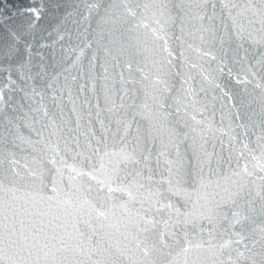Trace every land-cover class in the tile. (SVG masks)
Instances as JSON below:
<instances>
[{"label":"water","instance_id":"obj_1","mask_svg":"<svg viewBox=\"0 0 264 264\" xmlns=\"http://www.w3.org/2000/svg\"><path fill=\"white\" fill-rule=\"evenodd\" d=\"M139 4L140 15L129 23L120 15L123 8L118 0H101L99 12H94L87 19L85 0H0V92L8 93L9 89L3 85L8 83L9 75L16 81L15 87L23 84L18 65L23 66L24 72L36 73L40 70L39 66L44 64L49 71L55 72L70 65L79 55V48L91 44L90 49H85V56L70 70V75L78 79H69L62 95L57 87L55 99L52 92H48L42 102L39 97L36 98L32 106L38 107L43 103L48 117H44L41 109L39 115L31 113L28 119L35 117L39 120L37 128L47 126L45 138L49 133L56 132L57 135L51 139L55 143L59 137L63 149V140H72L86 131L89 119L91 126L99 129L97 113L106 125L111 121L115 129V121L125 112L131 113V108L120 111L113 108L112 101L120 105L121 96H125L124 103L129 106L147 103L149 116H136L132 136L128 138L129 148L136 144L138 129L140 149L145 154L148 150L152 153L150 167L155 181L168 179L165 161H173L171 178L173 182L181 180L186 193L184 197L176 198L177 206L186 202L189 209L194 204L215 205L227 201L237 191L238 185L244 184L246 192L242 193L238 205L241 213L249 219L243 224L242 234L249 247H254L256 264H260L259 253L264 245L260 232L264 227L262 182L257 176L232 175L236 160L233 158L231 164L227 162V141L228 133L232 131L240 137L235 145L237 149L242 147L240 140L249 143L251 148H257V137L264 125V88L255 87L264 76V66L256 63L262 49L252 48L247 42H244V49H239L240 42L232 36V17L249 31L260 29V17L245 10L259 9L264 5L259 0H254L251 5L247 0H233L234 8L231 4L225 7L217 3L215 18L210 21L197 18L199 13L195 0H139ZM144 4L148 5L146 11ZM31 8L39 12V18L26 11ZM228 8H232L231 17ZM212 11L213 6L209 4L207 15H212ZM249 21L253 23L249 24ZM13 34L19 39H15ZM221 38L223 44L220 43ZM71 48L77 51L69 55L65 50ZM244 50H247L246 58H242ZM13 52L15 54L11 55ZM168 52L172 53L171 57ZM205 52L210 54L205 56ZM250 70L257 72L255 80L250 76ZM246 75L251 82H237V78L242 81ZM36 83L41 81L37 78ZM65 83L61 76L58 84L63 86ZM216 85H220V88ZM165 88L167 91H164ZM153 94L162 97L164 112L169 114L166 118L154 108ZM20 97L21 93H12L13 107L5 105L0 115L23 117L28 112V105L21 109L18 103ZM177 106L180 107L179 116L175 115ZM192 115H196V119L202 123L192 121ZM78 118H82L79 130L76 128ZM128 118L131 119L130 114ZM18 123V128L9 131L7 121L0 122L2 167L7 169L8 159L14 156L19 161L18 170L22 177L12 191H8L12 185L6 182L4 192L0 193L5 205V225L13 219L12 213L7 210L9 205L16 213V233L10 238L8 227L2 230L0 247L4 249L5 264H143L145 257L136 242L137 229L131 207L129 211L119 206L113 207V202L107 200V189H99L96 182L88 177L77 178L75 184L77 187L82 185L84 189L91 185L90 190L76 191L73 188L70 191L67 187L70 174L67 168L63 170L62 181L57 177L59 193L51 191V174L48 173H45L44 181L47 187L42 189L39 183L41 170L33 159H39L43 153L35 152L33 145L27 142L29 138H40L24 126V119ZM239 124L249 126L246 136H240L244 129L238 127ZM193 128L195 131H192ZM170 130L179 134L172 139ZM184 133H188L187 138ZM221 140L225 141V151L222 153L224 163L217 165L214 157L211 166H204L202 170L196 166V160L203 155V150L220 152ZM107 144L106 151L110 155L104 157L105 167L98 173L101 179L118 167L119 136H110ZM35 147L44 149V144ZM160 151L165 155L159 157L160 164L157 165ZM62 154L66 156L68 164L76 163L71 159V154ZM256 154L259 155L258 149ZM25 164L30 169L36 168L37 175L28 176L29 170L24 168ZM96 166L98 168L99 163ZM118 174L123 177L125 172L120 170ZM249 191L250 195L247 194ZM112 195L121 197L123 194L114 192ZM85 199L97 208L103 206L107 219L98 218ZM224 206L227 209V205ZM84 221H89L87 228ZM200 223L203 232L199 227L195 231L189 229L193 245L202 244L200 248L192 247L187 254L179 255V249H160L148 259L155 260L156 264H218L221 259L227 261L231 248L224 250L223 257L218 251V245L227 237L222 239L219 230L210 237L208 232L212 226L207 221ZM234 231L240 232L241 227L237 226ZM139 239H144V236L141 235ZM156 240L157 237L152 234L149 245ZM253 241H256L254 246ZM232 255L235 256V252Z\"/></svg>","mask_w":264,"mask_h":264},{"label":"snow or ice","instance_id":"obj_2","mask_svg":"<svg viewBox=\"0 0 264 264\" xmlns=\"http://www.w3.org/2000/svg\"><path fill=\"white\" fill-rule=\"evenodd\" d=\"M254 0H247V3L251 5ZM86 3V11L87 19L88 16H91L94 12L98 13L101 0H85ZM118 3L123 8V11L120 13L122 17L129 23L132 20H135L140 13L138 9L140 7L139 0H118ZM197 4V11L199 15L198 19L203 20L207 18L208 20H213L215 18V5L217 3L224 4L227 7L229 4L232 5V8L235 7L233 4V0H195ZM261 5H264V0H259ZM211 4L213 6L212 15H207V6ZM135 5V6H133ZM148 8L147 4H144V10L146 11ZM232 8H228L230 17ZM26 11H30L39 18V12L35 8L26 9ZM245 11H251L253 16L258 15L260 17L261 28L258 30L249 31L245 28V26L241 23H238L236 18L233 19V33L232 36L240 43H238L239 49H244V42H247L252 48H260L259 57L257 58L256 63L264 66V7L259 9H246ZM108 10H106L107 14ZM2 15V12H0ZM243 15V13H240ZM253 23V21H249V24ZM15 39H19L15 37ZM62 38V37H61ZM221 44L224 43L223 38L220 41ZM44 45H42L43 47ZM91 44H85L84 47L79 48V55L76 56L75 60L72 61L70 65L67 67H63L58 71L52 72L47 69L44 64L39 66V71L36 73L24 72L23 66L18 65L20 79L23 81V84L20 87H15L16 81L12 79L11 75L8 77V83L4 84V88H8V93L0 92V114L4 111V106L13 107L11 104L12 93L19 92L21 93L20 97V107L23 109L25 105H28V112L24 113L23 117H9L0 115V122L4 120L7 121L9 125V131H12L18 128L20 125L18 121L24 119V126L29 128L30 132L35 133L39 140L28 139V143L33 145V150L38 154L43 153L39 159H33V163L39 168L41 171L39 172V183L40 187L46 188L45 184V173L51 174V191L54 194L59 193L60 187L57 182V177L63 179V170L65 168L69 171L68 181L69 184L67 187L71 191L73 188H76V191H88L91 189V185L88 186L87 189H84L83 186L77 187L75 182L77 178L88 177L91 180L95 181L99 186V189H107L108 197L107 200L113 202V207L119 206L123 208L125 211H129L130 207L134 215V226L137 229V245L140 247V251L142 252L145 260L143 264H156L155 260H149L148 257L152 256L155 251H159L160 249H179L180 253L187 254L192 247L200 248L202 244L193 245L192 239L189 234V229L195 231L196 228H200L201 232H203V225L200 223L201 221H207L209 225H211V229L208 232V235L211 237L214 235L217 230L221 233V238L227 237V239H223V243L218 245L219 255L223 257L225 255L224 250L231 248V252L227 255V261L221 259L218 264H256L254 247H249V245L245 242L246 237L242 234L243 224L245 221L249 219L247 215L241 213L238 205V200L242 198V193L246 192V186L244 184H239L237 191L232 193L229 196L227 201H222L221 203H216L215 205L205 204H194L191 209L187 207V202L182 206H177L176 198L184 197L186 195L182 184L183 182L177 179L173 182L171 178L173 175V161L167 160L165 164L168 165L167 171L169 174L168 179L165 181L161 179L160 181H155L153 177V170L150 167V161L152 159L151 150L147 151V154L144 153L143 150L140 149L139 146V135L137 129V136L135 137L136 144L129 148L128 146V138L132 136L133 125L136 123V116H144L147 118L149 113L146 111L149 108L147 103L141 105H126L124 103L125 96H121V104L116 105L114 101H112L113 108L117 111H120L125 108H131V113L125 112L124 115L115 121V129L111 126V121L106 125L105 121L99 119V113H97V123L99 124V129L92 127L91 119H89V127L86 131L79 133L72 140L64 139L63 140V149L60 147V138L57 137L55 143L51 137L56 136V132L49 133L47 138L44 137V130H46L47 126L42 125L41 128H37L36 124L39 123V120L33 117L31 120L28 119L31 113H35L39 115L41 109H43L44 117H48V110L40 103L38 107H33L32 105L36 103V98L39 97L42 102L45 98V95L48 92H52L53 99H55L56 89L59 87L61 95L63 94L64 87L67 86V81L70 79L72 81H76L78 79L77 76L70 75V70L78 64L81 57L85 56V49H90ZM65 51L69 52L71 55L72 52H76V48L66 49ZM167 51V49H165ZM13 52L11 55H14ZM210 53L205 52L204 55L207 56ZM39 55V53L37 54ZM172 53L168 52V56L171 57ZM247 57V50H244L242 53V58ZM67 59V57H65ZM215 59V57H213ZM169 65H171L172 61L169 59ZM131 67V65H129ZM223 71V68H221ZM229 75H231V70H229ZM61 76L64 77L66 83L61 86L58 84ZM250 76L253 80L257 77V72L255 70H250ZM37 78L41 83H36ZM261 82L255 84L256 88H264V76L261 78ZM238 83H249V77L246 75L244 80H239L237 78ZM161 84H166L165 81H159ZM9 84L12 85L9 88ZM217 88H220V85H216ZM84 88L81 86V91ZM127 93V90H125ZM155 89L153 92L155 93ZM167 91V88L164 89ZM223 92L224 90L221 89ZM71 93V89H69V94ZM147 95V92L145 93ZM225 96L228 94L225 92ZM153 101V106L157 112L161 113L165 118L168 113L164 112L165 104L163 103L162 97L156 94L151 96ZM231 99V97H229ZM112 111V109H108ZM75 111V107L73 109ZM129 114L131 115V119H129ZM180 107L177 106L175 115L179 116ZM155 115V113H152ZM91 117V113H89V118ZM80 119L78 118L76 121L77 130L80 129ZM192 121L196 124H201L202 121L196 119V115L191 116ZM237 119H239V115L237 114ZM54 124L55 121L53 120ZM238 127L243 128L244 132L240 134L241 137L246 136L248 131V125L239 124ZM59 131V129H57ZM71 131V129H69ZM195 131V128L192 129ZM179 133L175 132V130L169 131L170 138L174 139L176 135ZM81 136L84 137L81 140ZM119 136L121 147L119 149V160L118 167H114L111 174L107 175L105 178L101 179L98 175L101 170L104 169V157L109 156L110 154L106 151L108 144L107 140L109 137ZM229 139L227 141V150L229 151V156L227 162L231 164L232 159L236 160V169L233 170L232 175L235 176H244V177H252L257 176L261 183V191L264 193V125L261 126L259 135L257 137V148H251L249 143L244 142V140H240L242 147L240 149L236 148V142L240 137L233 134L232 131L228 133ZM184 137H188V133H184ZM44 144V149H38L35 146L38 144ZM207 141L205 140V144ZM221 150L220 152H208L203 150V155L196 160V166L200 167L201 170L204 166H211L213 162V158L215 157L217 165L224 163L222 153L225 151V141L221 140ZM72 145H75L73 148ZM215 148V145H213ZM203 149V145L201 146ZM257 149L259 150V155L256 154ZM71 154V159L75 161L74 164H68L66 162V156L62 154ZM48 153H51L49 156ZM239 153V154H237ZM165 155L163 151H160L157 155V165L160 164V156ZM243 162V163H241ZM8 167L7 169L2 167L3 160L0 159V193L4 192L6 187V182L12 187L8 188V191H12L18 180L21 179V173L18 170L19 161L14 158L8 159L7 161ZM97 163H99V167L97 168ZM50 165L51 167H47ZM25 169H28V176H36L37 170L36 168H31L28 164L24 165ZM85 168L88 170L85 171ZM132 171H128L129 169ZM120 170H124L125 175L121 177L118 172ZM259 170V173L257 172ZM145 171H147V175H145ZM71 173H75V175H71ZM179 176V173L176 174ZM165 183L167 187H165ZM115 185V187H113ZM118 192L123 194L121 197H115L112 193ZM250 195V191L247 193ZM126 197V199L124 198ZM52 199V197H49ZM261 199L264 200V194L261 195ZM118 201V204L116 203ZM66 203H70V201H65ZM85 203H88L89 206L95 211L96 216L104 217L107 219V211L103 209V206L97 208L92 204L91 201L85 199ZM138 204L139 207H134V205ZM227 205V209L225 206ZM9 212L12 213L13 219L9 220L8 225L4 223V212L5 205L2 199H0V240H2V230L4 227H8L9 237L16 233V229L14 226V217L16 215L15 211L9 205ZM89 226V221H84V227L87 228ZM240 226L241 231L237 232L234 229ZM261 232V241H264V227L260 229ZM83 235V233H81ZM155 234L157 240L154 241L151 245H149V237ZM143 235L144 239H139V237ZM235 237V239H233ZM211 243V242H209ZM253 246L256 244V241L252 242ZM159 246V248H158ZM234 246V247H233ZM241 246L243 250H241ZM232 252H235V256L232 255ZM261 255L260 264H264V245L261 246ZM123 255V253H121ZM4 249L0 247V264H5L4 262ZM171 264V262H169Z\"/></svg>","mask_w":264,"mask_h":264}]
</instances>
